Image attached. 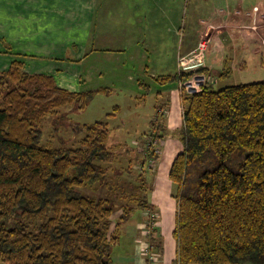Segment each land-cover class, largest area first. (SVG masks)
Here are the masks:
<instances>
[{
    "label": "trees",
    "instance_id": "trees-1",
    "mask_svg": "<svg viewBox=\"0 0 264 264\" xmlns=\"http://www.w3.org/2000/svg\"><path fill=\"white\" fill-rule=\"evenodd\" d=\"M206 70L156 79L186 82ZM108 90L70 91L20 59L0 70V264H112L114 227L127 217L114 223L113 200L84 191L105 183L117 160L108 123H72L81 137L71 146L41 144L47 116L84 109ZM186 91L184 148L169 171L178 187L175 264H264V80ZM165 129L153 121L152 139Z\"/></svg>",
    "mask_w": 264,
    "mask_h": 264
},
{
    "label": "rangeland",
    "instance_id": "rangeland-1",
    "mask_svg": "<svg viewBox=\"0 0 264 264\" xmlns=\"http://www.w3.org/2000/svg\"><path fill=\"white\" fill-rule=\"evenodd\" d=\"M226 1L231 8L237 2ZM56 4L62 7L59 13L52 10ZM223 4L224 0H38V4L34 0H0V60L15 53L12 39L28 44L24 40L31 38V54L37 52L47 59L39 56L37 61H30L28 57L27 69H32L30 62L41 61L48 66L45 70H59L64 79L68 80L64 83L70 91L79 85L78 74L84 79L86 69L95 66L104 72L96 78L85 77L83 85H107L111 88L107 92L97 93L84 109H76L71 104L59 109V113L47 116L43 122L41 144L71 146L81 137L72 132V123L109 122L108 144L115 150L117 160L105 183L92 184L85 187L84 191L95 198L112 199L114 223L122 216L127 217L119 227L115 226V232L132 230L130 224L141 226L138 227L139 232H146L142 240L145 247L150 245L149 233L153 232L157 236L158 230L154 227L157 220L146 219L143 214L145 211L138 204L142 200L150 208L154 207L161 223L158 228L163 233L166 258L175 250L173 232L176 226L178 187L168 176L163 178L159 171L160 164L167 167L168 162L163 158L168 142L176 139L180 141V130L160 140L151 139L150 119L155 111L154 104L160 103L157 93L164 85L155 81V76L173 73L178 54V63L183 56L187 64L195 63V60L189 59L197 52L198 46H193L188 55L184 52L193 35L206 25V19L211 18L213 12L209 11ZM39 22L43 25L41 28ZM33 25H38L36 33L31 29ZM254 28L247 35L252 36L250 40L245 41L243 37L239 38L237 44H226L222 67L217 78L212 80L215 89L264 80V32L259 27ZM28 30L32 35L27 33ZM49 36L54 38L53 43L46 49H40L37 43ZM205 42L208 48L209 42ZM97 48L100 50H95ZM211 52L212 49H209L207 54ZM211 55L214 58L215 55ZM84 56L83 62H68V59H82ZM203 67H206V62L193 69ZM152 72L154 77L150 75ZM126 73L136 77L139 83L149 84L150 93L145 95L147 92L143 85L132 88L128 76L120 81V76ZM206 76L207 72L204 71L187 79V82L195 78H198L196 83L202 82ZM183 91L186 90L183 88ZM117 106L123 107L118 117L115 116ZM161 112L163 114L164 109ZM62 116L65 118L62 119ZM56 119L58 122H55ZM55 125L58 126L57 130ZM150 149L156 154L158 149V159L145 156ZM150 162L152 167L149 166ZM142 164L145 165V172H141ZM159 175L161 178L157 177ZM152 217L155 215L152 214ZM122 242L113 246L112 254L123 252ZM147 250L148 258L152 260L150 256L155 255L157 249L149 246Z\"/></svg>",
    "mask_w": 264,
    "mask_h": 264
},
{
    "label": "crops",
    "instance_id": "crops-1",
    "mask_svg": "<svg viewBox=\"0 0 264 264\" xmlns=\"http://www.w3.org/2000/svg\"><path fill=\"white\" fill-rule=\"evenodd\" d=\"M27 1L31 2L33 0H27ZM34 1L38 4V0H34ZM44 1H47V0H44ZM227 3L228 2L224 0L223 5L226 4L225 7H222L223 5H216L218 7H215V9L209 11V12H213L211 18L206 19L205 20L206 25L202 26V28L199 29L195 35H193L194 36L193 39L190 40L189 45L187 46V49L184 52V54L188 55V52L190 51V49H193L194 47L196 48L198 46V43L202 39H205L209 42L210 45L208 44V48L205 51V62H206L205 68L207 69L206 70L207 76L204 77V79H202L201 84L205 81L206 82L209 81L212 83L213 82L212 80L217 78L218 71H220L223 60H224L223 56L225 54L224 50H225L226 44H229V46L237 44L239 41V38H243V37L245 38V41L250 40L252 36H247V35L249 32H252V30L255 29L254 27H257V28L259 27L264 32V0H246V1L237 0L234 8H231L230 6H228ZM255 7H258L257 8L258 10L255 11ZM61 8H62L61 6L56 4L55 7L52 8V10L55 9V11L59 13V10L62 11ZM32 21H35V20H32ZM26 24L27 23L25 21V27H26ZM39 24H40L39 28H41L43 25L41 24V22H39ZM39 28H38V25H33L31 27L34 33H36L37 29L39 30ZM30 30H28L27 33H30L29 35H32ZM43 38L44 39L41 43H37L40 49H46L49 45L53 43L52 41L54 40L52 36L43 37ZM15 39L11 40L12 45L15 48V51H14L15 53L13 54V56H11L12 58L11 57L6 58L5 56L4 58H2V60H0V70L8 68L9 65L12 63V61L18 58L23 61L24 69L27 72L45 73V74L53 75L58 85L64 88L66 87L64 82L68 80L64 79L60 71L59 70L58 71L45 70V68H47L48 66L45 63L44 64L41 63V61H39L40 63L30 62V68L32 69H27L26 58L30 57V61H37L38 60L37 58L39 56L43 58H46V57L41 56L42 54L40 55L37 52L36 54H31V52L29 51V49L32 48L31 38H29L28 40H24L26 42H29L28 44H25ZM37 44L34 43L33 45H37ZM209 49L210 50L212 49L211 53L215 55L214 58L211 55V53L207 54V51H209ZM95 50H100V48H97ZM85 57L86 56H84L82 59L81 57L77 59H68V62L70 63H74L76 61L83 62L85 60ZM178 58H179V54L176 58L175 71L173 73L160 74V75H163V76L173 75L176 72H178L179 70ZM86 72L87 73L84 75V79L85 77H87L88 79L90 77L96 78V76L104 73L102 69L95 67V66L90 67L89 69H86ZM147 72L149 73V70H147ZM150 75L152 77L155 76L153 72ZM160 75L155 76V81H158L156 78ZM80 76L81 75L79 74L77 76L78 81H79L78 87L75 89H72V91H87V90H95L99 88H109V89L111 88L110 86H107V85L105 86L99 85L98 87H93V86L87 87L83 85L85 84L83 76L81 77ZM127 76L131 80L130 86L132 88H136V86L143 85L147 92L145 95L147 96L150 93L151 86L143 82L139 83L140 81L136 79V77H134L132 74H128V73L123 74L122 76H120L119 80L121 81L123 78ZM196 79L198 78L192 79L191 82L186 81V82H180V83H164L162 90L157 93V98L160 101V103L154 104L155 111L153 112L151 116L150 126L153 121H158V120L159 122H162L164 124L166 129L163 132H158L162 134L161 138L165 137L169 133H173L179 130L181 131V128L183 126V104L181 100L183 88L187 90L188 92H195L199 90L201 84H197ZM158 83L162 84L159 81ZM126 84H127V81H126ZM162 109H164L163 114L160 111ZM158 110L161 112V114L158 113ZM116 111H117V114L115 116L118 117L119 115L122 114L123 107L117 106ZM107 123L109 126L110 125L109 122ZM151 132H150V135H151ZM161 138H159V140ZM168 145L169 146H168L166 155L163 158L164 161L167 160L168 162L167 167L164 168L163 163L160 164L161 167H160L159 173L161 176H163V178L164 176H168L169 178V171H170L172 162L174 161L177 154L180 153L184 148L181 138H180V141L177 139L175 141L169 140ZM157 152L158 154L156 155L155 159H158L160 155V152L158 151V149H157ZM152 162L154 165V161ZM152 162L149 163L150 167L153 166ZM141 172H145V165L143 164L141 165ZM160 175L157 177L161 178ZM144 202L146 203V206L142 208V211H145L143 212V214L146 215V219L149 218L151 220H157V224L156 225L154 224L155 225L154 227H157V230H158L157 236L153 232L147 235L148 241L150 242V245H149L150 248L152 249L156 248L157 252L154 253L155 255L151 254L150 259L152 260H149L148 258L149 255H147V253L145 252V249L147 248L149 249V246L145 247L142 242L143 236H146L144 235L146 234V232H139L138 227H141V226H136V224H130V226L132 225L131 226L132 230L130 231L126 230V232L124 231L119 232L120 237L118 239V242H116V244H119L121 243V241H123L122 243H123L124 249L121 254L119 253L112 254L111 252L112 264H151L152 262L153 264H175L176 258H177V241L174 236V232H173V236L176 242L175 250L171 256H168L166 258L165 257L166 250L164 247L163 233L159 231V228L161 227V223L158 220L159 215H157L156 211L153 209L154 207L151 206L150 208L147 202L146 201ZM152 214L155 215L154 218L152 217ZM149 215L151 216V218L149 217ZM126 222L128 223L129 221L127 220Z\"/></svg>",
    "mask_w": 264,
    "mask_h": 264
},
{
    "label": "built area",
    "instance_id": "built-area-1",
    "mask_svg": "<svg viewBox=\"0 0 264 264\" xmlns=\"http://www.w3.org/2000/svg\"><path fill=\"white\" fill-rule=\"evenodd\" d=\"M206 40L203 39L201 40L199 43H198V47L196 48V53L193 55V57H190L189 60H195V63L193 64H187L186 62V59H185V56L183 57H180L179 61V69L180 70H191L199 65H203L205 63V51H206V47H207V44L205 42ZM191 53H193V51H191ZM188 58V57H187ZM197 84H201L200 82H197ZM161 111V110H160ZM152 161V160H151ZM154 221V220H153ZM155 222H153V225H154ZM145 252L148 253V250L145 249ZM153 264V263H151Z\"/></svg>",
    "mask_w": 264,
    "mask_h": 264
},
{
    "label": "water",
    "instance_id": "water-1",
    "mask_svg": "<svg viewBox=\"0 0 264 264\" xmlns=\"http://www.w3.org/2000/svg\"><path fill=\"white\" fill-rule=\"evenodd\" d=\"M201 83V82H200Z\"/></svg>",
    "mask_w": 264,
    "mask_h": 264
}]
</instances>
